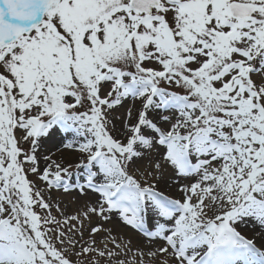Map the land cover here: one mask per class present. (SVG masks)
Returning a JSON list of instances; mask_svg holds the SVG:
<instances>
[{
    "label": "snow or ice",
    "instance_id": "obj_1",
    "mask_svg": "<svg viewBox=\"0 0 264 264\" xmlns=\"http://www.w3.org/2000/svg\"><path fill=\"white\" fill-rule=\"evenodd\" d=\"M0 264H264V0H0Z\"/></svg>",
    "mask_w": 264,
    "mask_h": 264
},
{
    "label": "rangeland",
    "instance_id": "obj_2",
    "mask_svg": "<svg viewBox=\"0 0 264 264\" xmlns=\"http://www.w3.org/2000/svg\"><path fill=\"white\" fill-rule=\"evenodd\" d=\"M41 167H44V162L41 161ZM91 193H89V196H81L78 192H70V193H63V192H53L52 198L54 201V207H53V213L57 215V219H62V216L59 215V209L55 207V204L59 203L60 208L66 210V212L69 215L76 214V211L78 209H81L82 205L86 203V201L89 199ZM252 227V225H251ZM250 227L248 226V229L250 230ZM103 233L101 235L97 236L96 239L98 242L103 243ZM85 239H87V234L85 235ZM126 239V238H125ZM111 247V245H109Z\"/></svg>",
    "mask_w": 264,
    "mask_h": 264
},
{
    "label": "bare ground",
    "instance_id": "obj_3",
    "mask_svg": "<svg viewBox=\"0 0 264 264\" xmlns=\"http://www.w3.org/2000/svg\"><path fill=\"white\" fill-rule=\"evenodd\" d=\"M90 196H92V194H91ZM249 227H250L249 229L252 228L251 225H249ZM126 231H127V233H128L129 235H132L133 244H136V243H138V242H143V238L140 237V236H137V235L132 234L130 229H128V230H126ZM125 238H126V237H125Z\"/></svg>",
    "mask_w": 264,
    "mask_h": 264
}]
</instances>
